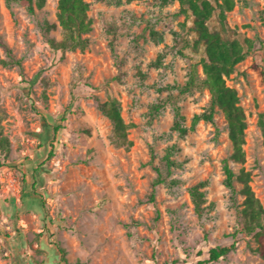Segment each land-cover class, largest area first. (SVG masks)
Returning <instances> with one entry per match:
<instances>
[{
    "label": "rangeland",
    "instance_id": "374dc122",
    "mask_svg": "<svg viewBox=\"0 0 264 264\" xmlns=\"http://www.w3.org/2000/svg\"><path fill=\"white\" fill-rule=\"evenodd\" d=\"M86 1L87 44L62 49L51 42L62 38L58 0L33 11L0 0V130L9 140L0 153V264H196L232 241L206 264H264L251 234L233 235L243 197L223 182L232 150L223 112L185 135L172 129L175 105L189 126L210 100L207 88L180 92L192 65L203 77L193 16L177 0ZM210 1L209 29L246 51L226 77L247 122L245 160L229 163L250 171L264 208V0H235L223 23ZM108 98L129 124L125 142L98 107ZM159 172L165 180L155 183ZM202 181L198 216L189 187Z\"/></svg>",
    "mask_w": 264,
    "mask_h": 264
},
{
    "label": "trees",
    "instance_id": "16d2710c",
    "mask_svg": "<svg viewBox=\"0 0 264 264\" xmlns=\"http://www.w3.org/2000/svg\"><path fill=\"white\" fill-rule=\"evenodd\" d=\"M25 5L29 11L34 7H40L44 0H16ZM168 2L170 0H162ZM180 11L190 13L193 16L194 30L197 33L198 40L203 43L205 56L200 60L203 77L199 78L195 66L192 65L188 79L180 87V92H189L193 88H207L210 94L208 106L201 112L193 114L189 126L183 123V116L180 114L179 107L174 106V122L172 129L179 135H185L193 130L200 121H212L215 109H220L227 122L228 138L231 142L232 150L228 157L223 160L222 170L224 172L223 182L230 190L232 195L238 193L242 195L240 207L238 208L239 220L233 235L238 232L251 234L259 243L255 250L264 258V208L260 199L255 195L251 185L250 171L244 167L238 169V172L232 170L229 162L242 163L245 160V129L247 126L246 115L240 104L237 90L226 83V77L233 71L236 63L241 61L246 51L238 39L223 37L220 31L210 30L207 24L212 16L216 6L210 0H177ZM235 0H216L219 7V19L221 23L225 19V11L233 8ZM89 3L86 0H58L57 20L62 28V38L51 42L62 49L84 48L87 44V38L82 34L89 30L90 19L87 16ZM160 105H155L158 107ZM98 107L101 112L108 117L112 124L115 138L120 142L127 140L129 124L125 122L120 109V102L117 98H108L99 102ZM65 119L63 114L60 121ZM263 134L264 123L260 121ZM61 123L50 125L53 134L62 128ZM172 147L167 148L164 155L167 171L173 161L170 159ZM9 151V140L0 130V153ZM164 176L158 173L155 183L163 182ZM235 182L239 187L236 188ZM204 182H198L189 187V195L194 205V210L198 216H202L204 211L205 193L200 188ZM235 241L229 244L216 245L210 247L207 251V257L198 260L196 264H206L217 261L226 256L233 248ZM61 250V249H60Z\"/></svg>",
    "mask_w": 264,
    "mask_h": 264
}]
</instances>
